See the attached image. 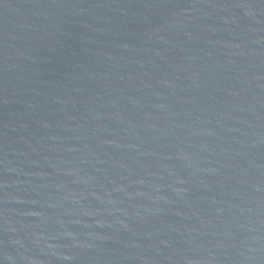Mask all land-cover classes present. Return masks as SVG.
Wrapping results in <instances>:
<instances>
[{"label":"water","instance_id":"obj_1","mask_svg":"<svg viewBox=\"0 0 264 264\" xmlns=\"http://www.w3.org/2000/svg\"><path fill=\"white\" fill-rule=\"evenodd\" d=\"M0 264H264V0H0Z\"/></svg>","mask_w":264,"mask_h":264}]
</instances>
